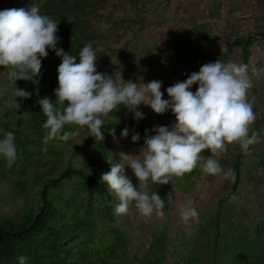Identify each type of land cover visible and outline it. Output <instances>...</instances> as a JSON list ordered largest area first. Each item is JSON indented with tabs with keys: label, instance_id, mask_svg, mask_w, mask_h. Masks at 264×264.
<instances>
[{
	"label": "trees",
	"instance_id": "16d2710c",
	"mask_svg": "<svg viewBox=\"0 0 264 264\" xmlns=\"http://www.w3.org/2000/svg\"><path fill=\"white\" fill-rule=\"evenodd\" d=\"M4 1L0 0V5ZM171 1L9 0L7 7L0 6V10L38 5L41 14L58 22L57 48L76 55L91 42L98 55V72L112 75L120 69L125 81L137 83L139 80L144 83L145 76L150 75L163 82L162 92L167 99V87L186 80L203 64L217 59L229 61L204 25L186 24L177 39L169 35L162 43L152 36L154 28L159 26L153 17L165 13ZM255 37L264 40V30L256 34L243 31L233 36L232 42L241 48L242 63L248 64L249 49ZM60 62L55 52L49 50L42 60L38 84L16 81L18 89L32 93L28 99L14 96V85L8 84L4 74L7 70L0 68V87L8 88L0 96V139L5 132L12 131L18 156L10 169L0 157V177L11 179L13 193L26 199L31 206L23 207L18 219L0 218V264H18L20 255L29 258L28 264H259L258 259L247 261L249 246H244L248 232L241 223H231L230 228L228 219L224 218L226 213L221 209L241 186L248 161L253 162L250 171L254 189L264 183V149L258 155L259 139L247 153L234 145L213 157L224 170L230 168L235 172V181L218 176L223 180L219 207L204 224L207 228H201L197 239L192 242L177 239L179 248L171 241L168 246H172L173 251L168 253L166 230L169 224L166 221L160 230L152 233L145 246L138 240L133 248L130 234L119 224L121 216L114 213L119 201L99 179L102 173L110 170L107 160L111 156L113 163H119V152L138 155L146 131L152 135L154 127L170 128L175 117L171 111L156 115L149 107L141 105L139 110L145 118L136 121L121 106L105 118L102 142L91 137L85 127L67 142H49L45 152L46 130L42 125L46 117L37 102L44 97L55 101ZM15 102L19 104L18 109ZM261 125L262 122L256 120L251 130L257 132ZM125 128L128 135L121 137ZM112 129L114 132L110 134ZM65 130L76 129L66 126ZM136 133L140 139L133 143L131 138ZM202 155L208 157L210 152L205 150ZM203 163L200 161L183 177H173L170 184H150L149 191H155L161 198L166 196L168 189L182 186L184 192L190 191L195 181L206 175L202 171ZM124 174L133 186L137 185L127 165ZM229 229H232L233 239L229 238ZM201 238L205 240L200 242Z\"/></svg>",
	"mask_w": 264,
	"mask_h": 264
},
{
	"label": "clouds",
	"instance_id": "9594fccd",
	"mask_svg": "<svg viewBox=\"0 0 264 264\" xmlns=\"http://www.w3.org/2000/svg\"><path fill=\"white\" fill-rule=\"evenodd\" d=\"M57 31L58 22L41 14L36 4L28 9L0 10V68L7 70L4 74L8 84L14 85L16 98H30L32 93L18 89L16 81L38 84L42 60L49 50L55 52L61 61L57 68L55 101L44 97L37 102L46 117L42 125L46 130L43 151H47L49 142H67L85 127L91 137L102 142L105 118L114 111L116 113L121 106L136 121L145 118L139 110L141 105L149 107L156 115L171 111L175 117L170 128L154 127L152 135L146 131L138 155L121 153L119 163H113L112 156L107 160L110 170L102 173L99 181L104 182L119 201L114 206L115 215H126L134 204L145 218L154 214L163 217L165 200L155 191H149L150 184H170L173 177L191 173L202 160V171L206 175H222L224 179L235 181V172L230 168L224 170L213 157L226 152L229 145H238L247 153L250 146L258 142V133L251 130L256 116L253 111L255 98L252 101L248 99L249 89L253 87L249 71L259 75L264 68L250 69L247 63L217 59L203 64L186 80L167 87L168 98L164 99L165 93L161 91L163 82L160 80L148 83L139 80L137 83L125 81L120 69L112 75L98 72V55L91 42L76 55L57 48ZM193 85H196L195 92L191 91ZM7 91V87H0V96ZM15 104L18 109L19 104ZM66 126L76 130H65ZM113 132L112 129L110 134ZM127 135L128 129L125 128L121 137ZM131 139L133 143L137 142L139 134H133ZM205 150L210 152L208 157L202 155ZM0 157L6 160L9 169L18 159L12 131L5 132L0 139ZM125 160L127 163L123 162ZM126 165L132 170L139 187L133 186L124 174ZM179 208L183 222L199 219L192 200L180 204ZM28 260L25 255L17 257L18 264H28Z\"/></svg>",
	"mask_w": 264,
	"mask_h": 264
},
{
	"label": "rangeland",
	"instance_id": "374dc122",
	"mask_svg": "<svg viewBox=\"0 0 264 264\" xmlns=\"http://www.w3.org/2000/svg\"><path fill=\"white\" fill-rule=\"evenodd\" d=\"M8 2L9 0H5L0 6L7 7ZM153 20L159 26L154 28L152 36L161 43L169 35L177 39L183 33L186 24L204 25L207 31L213 34L229 61L241 63V48L232 42V38L243 31L256 34L264 30V0H172L166 12L156 14ZM248 65L250 69L264 68V40L260 37L254 38L249 49ZM249 77L253 87L249 89L248 99L252 101V98H255L253 102L255 121L262 122L257 130L259 155L264 149V72L256 75L250 70ZM152 80L154 79L150 75L145 76L144 83ZM195 90L196 85H193L191 91ZM232 146L234 145H229ZM252 165L253 162L248 161L243 169L241 186L221 209L226 213L224 218L228 219L230 228L232 224L241 223L240 225L248 232L249 236L245 239L244 246H249L247 261L258 259L259 264H264V183L259 189H254L251 183ZM222 186L223 180L220 177L203 175L195 181L194 187L188 192H184L182 186L166 191V196L162 198L165 200L163 217L154 214L151 218H145L133 204L128 213L121 216L119 224L130 234L134 248L138 240L145 246L150 241L152 233L160 230L168 221L167 246L169 242L174 241L173 246L179 248L177 239L192 242L198 238L201 228H207L204 224L208 223L219 207ZM188 200L193 201L199 219L185 223L181 219L179 206ZM27 205L31 207L26 199L13 193L11 179L2 180L0 177V218L18 219L23 207L27 208ZM228 233L229 238L233 239L232 229H229ZM203 240L205 239L201 238L200 242ZM166 251L168 253L173 251V247H166Z\"/></svg>",
	"mask_w": 264,
	"mask_h": 264
}]
</instances>
